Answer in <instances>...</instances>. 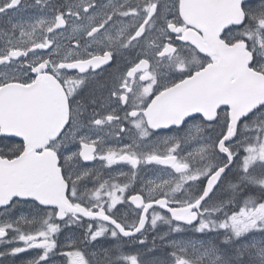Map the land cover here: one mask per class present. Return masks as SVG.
I'll use <instances>...</instances> for the list:
<instances>
[{
    "label": "snow or ice",
    "instance_id": "snow-or-ice-1",
    "mask_svg": "<svg viewBox=\"0 0 264 264\" xmlns=\"http://www.w3.org/2000/svg\"><path fill=\"white\" fill-rule=\"evenodd\" d=\"M5 17L0 264H264V0ZM106 69L104 104L84 92Z\"/></svg>",
    "mask_w": 264,
    "mask_h": 264
},
{
    "label": "flooded vegetation",
    "instance_id": "flooded-vegetation-1",
    "mask_svg": "<svg viewBox=\"0 0 264 264\" xmlns=\"http://www.w3.org/2000/svg\"><path fill=\"white\" fill-rule=\"evenodd\" d=\"M36 10L35 9H26L23 12L17 14V13H12L11 15L13 16H23V17H28L33 14H35ZM6 17L5 18H0V25H3L6 22ZM113 71V69H106L104 72L99 73L92 81H90L88 88L85 89L84 95H88L89 93H92L95 98L99 101H101L104 104L108 103V87H104V85H110V73ZM92 166V165H89ZM97 168L100 167L99 164L95 165ZM114 169L117 168L118 166H113ZM124 170H127L125 167ZM154 167H149L146 171L141 172L142 177H147L152 175L154 172ZM105 178H107V170H104ZM89 187H91V184H89ZM137 188L139 185L136 186ZM29 209L27 206H25L22 209H18L17 211H24L27 212ZM61 240H63V237H61ZM32 253H28L27 255H31ZM58 264V262H57Z\"/></svg>",
    "mask_w": 264,
    "mask_h": 264
}]
</instances>
